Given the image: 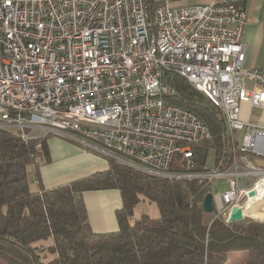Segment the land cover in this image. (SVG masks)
I'll return each instance as SVG.
<instances>
[{"label": "built area", "instance_id": "built-area-1", "mask_svg": "<svg viewBox=\"0 0 264 264\" xmlns=\"http://www.w3.org/2000/svg\"><path fill=\"white\" fill-rule=\"evenodd\" d=\"M246 1L163 5L151 15L149 0H0V129L28 140L39 128L106 154L81 139L94 140L130 158L111 156L117 161L158 176L225 177L228 188L211 193L228 222L264 179V167L248 157L264 155V129L239 118L241 102L264 104V73L242 66ZM167 72L221 111L232 143L236 131L250 129L232 146L227 169L169 173L176 154L195 165L193 148L208 128L170 100Z\"/></svg>", "mask_w": 264, "mask_h": 264}, {"label": "trees", "instance_id": "trees-1", "mask_svg": "<svg viewBox=\"0 0 264 264\" xmlns=\"http://www.w3.org/2000/svg\"><path fill=\"white\" fill-rule=\"evenodd\" d=\"M167 80L170 100L193 111L208 128L193 148L195 165L185 167L176 154L169 173L206 171L211 153L214 170L227 169L234 158L231 148L239 142L230 141L221 111L184 77L167 72ZM35 157L49 161L46 136L22 140L0 129V264H225L234 252H243V264H264V222H227L203 210L211 180L158 176L105 156V169L45 187ZM105 189L121 195L118 229L86 232L81 194ZM140 196L157 203L158 217L143 213L130 221Z\"/></svg>", "mask_w": 264, "mask_h": 264}, {"label": "crops", "instance_id": "crops-1", "mask_svg": "<svg viewBox=\"0 0 264 264\" xmlns=\"http://www.w3.org/2000/svg\"><path fill=\"white\" fill-rule=\"evenodd\" d=\"M212 0H154V7L168 5L181 7L186 5L208 4ZM246 11L248 24L243 33L244 60L242 66L246 69L258 68L264 73V0H247ZM246 86L252 83L244 81ZM239 118L242 121L255 124L259 129H264V104L261 107H252L248 102H241ZM245 127L235 133V141L240 146L242 136L249 132ZM49 161L39 167L42 183L45 187H53L66 183L75 178L89 175L95 171L107 167V162L95 154L96 150L86 149L79 144L71 145L59 138H51L47 141ZM87 148H90L86 146ZM91 149V148H90ZM253 155L248 154L252 163ZM264 156V155H258ZM246 179V178H245ZM241 180V184L247 185L248 181ZM264 193V179L257 184L254 199ZM86 207V225L91 232H108L118 229L116 211L121 207V195L117 189H105L96 191H84L81 194ZM253 211L264 217V196L254 200Z\"/></svg>", "mask_w": 264, "mask_h": 264}, {"label": "rangeland", "instance_id": "rangeland-1", "mask_svg": "<svg viewBox=\"0 0 264 264\" xmlns=\"http://www.w3.org/2000/svg\"><path fill=\"white\" fill-rule=\"evenodd\" d=\"M28 133L31 135V136H42L44 134V130L42 129H39V128H32L28 131ZM46 136V142L51 139V138H59L60 140L64 141V142H67L71 145H76V144H79V145H82L84 147H86L85 145H83L82 143L78 142L77 140H75L74 138H68V137H63V136H60V135H57L55 133H50V134H47L45 135ZM72 136L76 137V138H79L76 134H73ZM83 141H86L88 142L89 144L95 146L96 148L104 151L106 154H103L101 152H95V154H97L98 156L102 157L103 159H105V161L107 162V165H108V160H107V157L105 156H108V157H115V158H121V159H124L126 161H129L130 162V158H128L127 156L123 155L122 153L116 151V150H113V149H110L106 146H104L103 144L99 143V142H96L94 140H84L83 138L81 139ZM89 150L92 151V149L89 148ZM110 155V156H109ZM111 157V158H113ZM254 157V163L257 164V165H263L264 166V156H258V155H253ZM113 158L115 161L116 159ZM44 163H46V161H44ZM44 163H41L39 165V167L44 164ZM214 170V162H213V154L211 153L209 156H208V160H207V172H210ZM76 179V178H75ZM252 179H255V178H252ZM244 181H249V179H245ZM29 184H30V188L32 190H34L35 188V184L33 182V177L32 175H29ZM214 186H217V190L219 192L221 191H224L225 189L228 188L227 186V182H226V179L225 177H218L216 179L213 180V187ZM140 201L135 205L134 209H133V213H132V216L130 218V221L133 222L135 221L136 219H138L140 217L141 214L145 213V214H148L150 217L152 218H156L160 215V211H159V208L157 206V203L154 202V201H150L146 198H144L143 196H140ZM210 214L214 215L216 214V211H212L210 212ZM84 230L86 232H90V229L88 228V226L86 225V223L84 224ZM244 262V254L243 252H234V253H231L227 262L225 264H243Z\"/></svg>", "mask_w": 264, "mask_h": 264}, {"label": "water", "instance_id": "water-1", "mask_svg": "<svg viewBox=\"0 0 264 264\" xmlns=\"http://www.w3.org/2000/svg\"><path fill=\"white\" fill-rule=\"evenodd\" d=\"M254 196H255V192L253 190H250L248 192V199L243 205V210L241 208H235L230 213L228 222L240 221L243 220L244 218H251L254 220L264 222V217L260 213L253 211ZM202 207L205 212L210 213L213 211V199L211 192L207 193L203 198ZM243 211L245 213L244 215H243Z\"/></svg>", "mask_w": 264, "mask_h": 264}, {"label": "bare ground", "instance_id": "bare-ground-1", "mask_svg": "<svg viewBox=\"0 0 264 264\" xmlns=\"http://www.w3.org/2000/svg\"><path fill=\"white\" fill-rule=\"evenodd\" d=\"M264 196V193L262 194V195H260L259 197H257L256 199H260V198H262ZM256 199H254V200H256Z\"/></svg>", "mask_w": 264, "mask_h": 264}]
</instances>
